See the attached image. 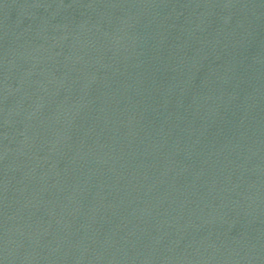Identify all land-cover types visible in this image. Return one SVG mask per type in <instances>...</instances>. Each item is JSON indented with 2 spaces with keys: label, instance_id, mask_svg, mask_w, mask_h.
I'll return each instance as SVG.
<instances>
[{
  "label": "water",
  "instance_id": "1",
  "mask_svg": "<svg viewBox=\"0 0 264 264\" xmlns=\"http://www.w3.org/2000/svg\"><path fill=\"white\" fill-rule=\"evenodd\" d=\"M0 264H264V0H0Z\"/></svg>",
  "mask_w": 264,
  "mask_h": 264
}]
</instances>
